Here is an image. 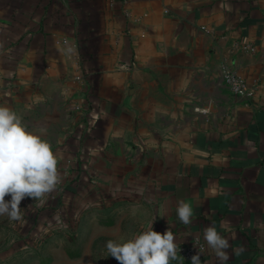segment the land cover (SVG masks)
<instances>
[{
	"label": "crops",
	"instance_id": "crops-1",
	"mask_svg": "<svg viewBox=\"0 0 264 264\" xmlns=\"http://www.w3.org/2000/svg\"><path fill=\"white\" fill-rule=\"evenodd\" d=\"M0 105L44 130L58 186L71 170L55 206L92 230L155 218L192 246L214 224L226 264H264V0H0Z\"/></svg>",
	"mask_w": 264,
	"mask_h": 264
},
{
	"label": "clouds",
	"instance_id": "clouds-1",
	"mask_svg": "<svg viewBox=\"0 0 264 264\" xmlns=\"http://www.w3.org/2000/svg\"><path fill=\"white\" fill-rule=\"evenodd\" d=\"M61 182L58 156L45 138L44 130L30 131L13 109L0 105V216L23 222L22 200L31 198L42 206ZM6 196L10 199L6 200ZM177 216L183 224H191V205L177 201ZM154 219L126 242L109 240L108 254L118 264H170L177 259L178 249L181 250L177 237L170 229L164 233L153 230ZM204 240L218 264H226L230 259V243L214 224L204 228ZM191 264H202L200 252L191 257Z\"/></svg>",
	"mask_w": 264,
	"mask_h": 264
},
{
	"label": "rangeland",
	"instance_id": "rangeland-1",
	"mask_svg": "<svg viewBox=\"0 0 264 264\" xmlns=\"http://www.w3.org/2000/svg\"><path fill=\"white\" fill-rule=\"evenodd\" d=\"M64 176L66 180L46 204L40 206L27 197L22 200L23 222L0 216V264H118L108 254L106 243L126 242L134 235L127 239L122 232L99 229L97 233L89 227L85 209L73 214L64 205L55 208L60 197L68 199L71 170Z\"/></svg>",
	"mask_w": 264,
	"mask_h": 264
},
{
	"label": "built area",
	"instance_id": "built-area-1",
	"mask_svg": "<svg viewBox=\"0 0 264 264\" xmlns=\"http://www.w3.org/2000/svg\"><path fill=\"white\" fill-rule=\"evenodd\" d=\"M223 81L235 95L245 96L250 93L246 80L234 70L225 69L223 72ZM180 249V251L178 249L177 256L181 259L191 262V257L200 252L201 261H203L207 244L205 241L196 240L192 246L180 245Z\"/></svg>",
	"mask_w": 264,
	"mask_h": 264
},
{
	"label": "trees",
	"instance_id": "trees-1",
	"mask_svg": "<svg viewBox=\"0 0 264 264\" xmlns=\"http://www.w3.org/2000/svg\"><path fill=\"white\" fill-rule=\"evenodd\" d=\"M55 208L57 207V206H54Z\"/></svg>",
	"mask_w": 264,
	"mask_h": 264
}]
</instances>
